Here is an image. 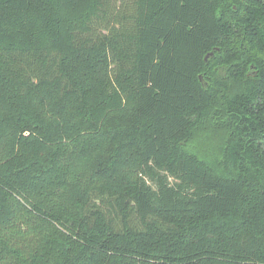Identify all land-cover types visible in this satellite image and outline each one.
I'll list each match as a JSON object with an SVG mask.
<instances>
[{"label": "trees", "instance_id": "obj_1", "mask_svg": "<svg viewBox=\"0 0 264 264\" xmlns=\"http://www.w3.org/2000/svg\"><path fill=\"white\" fill-rule=\"evenodd\" d=\"M0 264H264V0H0Z\"/></svg>", "mask_w": 264, "mask_h": 264}]
</instances>
